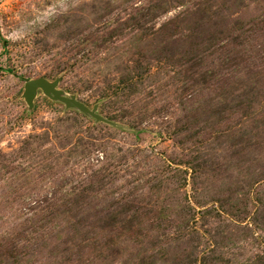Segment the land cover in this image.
<instances>
[{"label": "rangeland", "instance_id": "1", "mask_svg": "<svg viewBox=\"0 0 264 264\" xmlns=\"http://www.w3.org/2000/svg\"><path fill=\"white\" fill-rule=\"evenodd\" d=\"M0 264H264V0H0Z\"/></svg>", "mask_w": 264, "mask_h": 264}, {"label": "water", "instance_id": "2", "mask_svg": "<svg viewBox=\"0 0 264 264\" xmlns=\"http://www.w3.org/2000/svg\"><path fill=\"white\" fill-rule=\"evenodd\" d=\"M59 82V79H55L54 81L50 82L48 79L43 77L26 80L23 97L25 98L29 107L33 106V100L37 94V91L38 89H41L45 95L54 101H59L65 104L67 108H75L80 112L95 118L99 122L114 125L113 121L107 120L102 115L97 113L96 106L89 108L87 105L77 100L74 95L67 96L64 91L58 88Z\"/></svg>", "mask_w": 264, "mask_h": 264}, {"label": "trees", "instance_id": "3", "mask_svg": "<svg viewBox=\"0 0 264 264\" xmlns=\"http://www.w3.org/2000/svg\"><path fill=\"white\" fill-rule=\"evenodd\" d=\"M131 81H133V77H131V75L128 74V75L125 76L123 79H121L120 82L129 84Z\"/></svg>", "mask_w": 264, "mask_h": 264}]
</instances>
